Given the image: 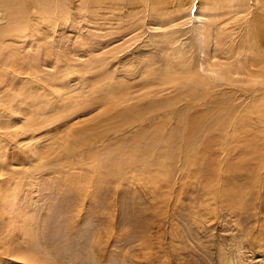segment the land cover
<instances>
[{
  "label": "rangeland",
  "instance_id": "obj_1",
  "mask_svg": "<svg viewBox=\"0 0 264 264\" xmlns=\"http://www.w3.org/2000/svg\"><path fill=\"white\" fill-rule=\"evenodd\" d=\"M201 51L236 83L182 82L203 74ZM133 67L147 84L134 102L151 92L142 126L90 129L104 89L132 85L114 71ZM217 86L231 96L214 101ZM191 123L208 151L155 184L138 166L112 176L110 156L125 162L130 146L199 142ZM0 264H264V0H0Z\"/></svg>",
  "mask_w": 264,
  "mask_h": 264
},
{
  "label": "bare ground",
  "instance_id": "obj_2",
  "mask_svg": "<svg viewBox=\"0 0 264 264\" xmlns=\"http://www.w3.org/2000/svg\"><path fill=\"white\" fill-rule=\"evenodd\" d=\"M140 1V0H139ZM134 2V1H133ZM153 3V2H152ZM193 3V2H192ZM191 3V4H192ZM136 4V3H135ZM134 4V5H135ZM122 5V4H121ZM152 5V4H151ZM190 7H192V6H190ZM189 7V8H190ZM137 8V7H136ZM233 8V7H232ZM191 9V8H190ZM190 9H189V11H190ZM217 12V11H216ZM218 13V12H217ZM39 15H41V14H39ZM190 19L192 20V18H191V16H190ZM254 22V21H253ZM259 46H260V44H259ZM177 49V48H176ZM204 49V48H203ZM252 50V49H251ZM177 51V50H176ZM206 51V50H205ZM205 51H201V52H203V55L205 56ZM238 51H241V50H238ZM247 51V50H246ZM242 52V51H241ZM244 52V51H243ZM176 53V52H175ZM181 53V52H180ZM180 53H178V55H181ZM245 53V52H244ZM202 54V53H201ZM231 54V53H230ZM233 54V53H232ZM246 54V53H245ZM117 55V54H116ZM235 54H233V56H234ZM203 56V57H204ZM206 57V56H205ZM213 57H215V56H213ZM255 57V56H254ZM176 58V57H175ZM207 58V57H206ZM208 58H209V56H208ZM208 58L207 59H205V64H203V63H201V66L199 67V70H201L200 71V73H203L202 75H204V76H202L201 74H199V73H194V75L192 76V74L190 73V75L187 77V78H184V79H182V82H188V84L189 83H198L199 84V80H203V79H208V80H210V82L212 83H214V82H217V85H219V86H221L220 88H224V87H226V85L229 87V85H231V84H233V80H234V78H232V77H230V78H224V75L223 76H221V75H219V74H221V72H220V70L218 69V72H217V70H215V68H217V67H219V66H222V65H219L218 63H214L212 60H213V58H212V60L210 59V60H208ZM217 58H219V57H217ZM221 58V57H220ZM232 58V57H231ZM230 58V59H231ZM234 58V57H233ZM256 58V57H255ZM258 58V57H257ZM103 59V58H102ZM229 59V60H230ZM238 59H239V57H238ZM238 59H236L237 60V62L239 63L240 61L238 60ZM246 59V58H245ZM122 60V59H121ZM173 60V59H172ZM228 60V59H227ZM243 60V59H242ZM148 61V60H147ZM244 62L246 61V60H243ZM250 61V60H249ZM251 61H252V59H251ZM99 62V61H98ZM114 67L115 66H117L116 65V62L117 61H115V58H114ZM203 62H204V60H203ZM232 62V61H231ZM234 62V61H233ZM102 63V62H101ZM110 63V62H109ZM253 63V62H252ZM148 64V63H147ZM151 64V63H150ZM229 64H231V63H229ZM247 64V63H246ZM251 64V63H250ZM255 64V63H254ZM241 65V64H240ZM244 65H245V63H244ZM244 65H243V67H244ZM255 65H257V64H255ZM103 66V65H102ZM152 66V65H151ZM150 66V67H151ZM254 66V65H253ZM260 66V65H259ZM154 67V66H153ZM171 67V66H170ZM152 68V67H151ZM221 68H223V67H221ZM247 68H249L248 66H247ZM150 69V68H149ZM157 69H159V68H157ZM157 69L155 68V71L157 72ZM168 69H169V66H168ZM190 69H192V68H189V69H187V71H189ZM225 69V68H224ZM91 70H93V69H91ZM148 70V69H147ZM192 70H194V69H192ZM247 70V69H246ZM249 70V69H248ZM250 70H252L251 68H250ZM97 71H98V69H95V72L97 73ZM152 71H154V69L152 70ZM159 71V70H158ZM229 71V70H228ZM253 71V70H252ZM251 71V72H252ZM113 72V71H112ZM132 73L130 74H127V73H125L124 71H121V72H116V71H114V76H113V78L115 77V78H117L118 76H120V77H123V78H130L131 79V81H132V85L131 86H124V85H122L121 86V89H122V91L121 92H115L116 90H114V89H112L111 88V86H109L108 85V83H106L109 87H108V89H104V90H106V93H104V96H110L109 98H111V100H109V102H107V101H105V100H107V98L105 97V98H103L102 99V101H104L106 104H108L109 106H110V108L108 109V110H106L104 113H103V115L101 114V116L100 117H97L95 120H92V122L90 123V125H89V127H90V129H93V128H103V126H108V129L110 128V129H116V132H118V130L120 131L121 130V128H123V126H125V125H128V124H130L131 123V125L132 124H137L136 122H137V119H138V121L140 120V124H139V126L141 127L142 126V124H143V119L141 118L142 117V115H140V113L138 112V109H137V107L138 108H140L138 105H137V103H139L140 101H142L141 99H144L145 98V96L146 97H148L147 96V94H150L151 92H149V93H147V94H141V96L139 95V96H136L137 97V99H136V101L137 102H134V96L135 95H133V94H129V92H128V90L130 89V88H132V89H137V88H142L140 91H142L143 90V85L144 86H146L147 84L146 83H144V79L143 80H141V79H138L137 78V72H139V70L138 69H136V68H134L133 67V69H132V71H131ZM141 72V71H140ZM196 72H198V71H196ZM225 72V71H224ZM230 72H231V69H230ZM229 72V73H230ZM245 72H247V71H245ZM254 72V71H253ZM253 72H252V74H253ZM91 73H93V71H91ZM148 73V72H147ZM232 73V72H231ZM230 73V74H231ZM236 73V72H235ZM248 73V72H247ZM141 75H143L142 74V72L140 73ZM151 74V73H150ZM245 74V73H244ZM104 75V74H103ZM103 75H99L98 77L96 76L94 79L92 78L91 79V81H93V82H90V83H92L93 85H91L90 83V85L93 87V88H91V89H93L92 91V93L94 94V97L98 94L97 93V85L99 86V88H101L102 86H101V78H102V76ZM147 75V74H146ZM188 75V74H187ZM206 76V77H205ZM230 76V75H229ZM228 76V77H229ZM252 76H254V75H252ZM261 76V75H260ZM174 77V76H173ZM234 77V76H233ZM105 78V77H104ZM146 78V77H145ZM171 78V77H170ZM220 78V79H219ZM90 79V78H89ZM218 81H219V83H218ZM237 81V80H236ZM236 81L234 80V82L236 83ZM244 81V80H243ZM249 81V80H248ZM78 82V81H77ZM102 82H103V80H102ZM106 82V81H105ZM120 82V81H119ZM245 82V81H244ZM94 83H96V84H94ZM104 83V82H103ZM103 83H102V85H103ZM173 83V82H172ZM176 83V82H175ZM166 84H170V81H167L166 82ZM180 84V83H179ZM185 84V83H184ZM83 85V84H82ZM89 85V86H90ZM163 85H165L164 83H163ZM203 85V84H202ZM215 85V84H214ZM219 86H217L216 88H212V90L210 91H208L207 92V95H211L212 93L213 94H215V93H217L218 91L220 92L221 90H219ZM86 87V86H85ZM164 87V86H163ZM162 87V88H163ZM165 87H166V85H165ZM169 87V86H168ZM168 87H166V88H168ZM186 87H188V85L186 86ZM193 87V86H192ZM228 87H227V89H228ZM175 88V87H174ZM177 88V87H176ZM175 88V89H176ZM230 88V87H229ZM83 89V88H82ZM161 89V88H160ZM189 89H190V87H189ZM164 90H165V88H164ZM98 91H100V90H98ZM136 91V90H135ZM140 91H138V92H140ZM227 92L226 93H224V94H222V95H219V98H222L223 100H227L230 96H231V94H230V92H228L229 91V89L228 90H226ZM133 93H134V91H132ZM154 92V91H153ZM156 92V91H155ZM158 92V91H157ZM206 92V91H205ZM209 92H211V93H209ZM101 93V92H100ZM89 94V93H88ZM205 94V93H204ZM212 94V95H213ZM218 94V93H217ZM90 95H92V94H90ZM206 95V96H207ZM206 96H205V98H206ZM214 97V101L216 100V99H219V98H215V97H217L218 95H213ZM93 97V96H92ZM212 97V96H211ZM211 97H209L208 96V99L210 98L211 99ZM96 101V100H95ZM99 102H100V99L98 100ZM111 101V102H110ZM210 101V100H209ZM213 101V100H212ZM229 101V100H228ZM197 102V101H196ZM203 102V101H202ZM206 102V101H205ZM195 103V102H194ZM193 103V104H194ZM101 105V104H100ZM197 105V104H196ZM211 105H213V104H210V106ZM227 105H229V103L228 104H226V109H227ZM165 106V105H164ZM123 107V112H125V110L127 111V112H129V113H131V112H133L132 113V115H130V116H124V115H122V114H125V113H122V114H120V115H117V114H115V113H113V112H111V110L113 109V108H117V110H118V108H122ZM150 107H151V105H150ZM191 107V106H190ZM197 107H198V105H197ZM200 107V106H199ZM202 107V106H201ZM204 107V106H203ZM206 108V107H205ZM189 109V108H188ZM187 109V110H188ZM192 109V108H191ZM208 109V108H207ZM104 110V109H103ZM116 110V109H115ZM45 111V110H44ZM127 112H126V114H127ZM150 113H151V111H150ZM139 114V115H138ZM184 116H185V114H183ZM137 116V117H136ZM140 117V118H139ZM117 120H119V122H117ZM188 120V119H187ZM206 120V119H205ZM208 120V119H207ZM183 121L185 122V118L183 117ZM191 121V120H190ZM145 122H146V120H145ZM187 122V121H186ZM35 124V123H34ZM187 124H188V122H187ZM200 124L199 123H191L190 125H189V128L190 129H192V130H194L195 132H196V134H197V136H198V138H199V142H198V140H197V138L196 137H192L190 140H189V142L187 143V141H186V138L184 137V139H183V141H182V143L184 142V146L186 147V148H184L185 150L183 151V152H181V150L180 149H178L177 148V146L175 145L176 143L174 142V137H173V133H170L169 135H167V136H165L164 137V143H163V146L164 145H166L165 146V150H162L161 148L160 149H158V147H156V146H158V144L159 143H161L162 142V140H161V138L160 137H154V141L152 142L153 144H152V146H154V153H152V155H154V156H152V155H150L149 154V151H148V154L146 155V153H142L141 151H140V147L141 146H139L138 148H135V147H133V146H130V147H128L127 148V150H126V154L127 155H129V158H127L128 160L127 161H125V162H123V161H120L119 160V158L117 159L116 157H113V156H110L111 157V159H112V161L110 162V164H109V167H110V171H111V173H112V176H118V177H120V175H122L123 173L122 172H124V170H125V167L126 166H128L129 168H132V167H136V166H138V167H140V170H142L144 173H145V178H144V176H143V182H144V184H155V181L158 179V178H161L162 179V177H164L165 176V174H169L170 173V171L171 170H173L174 169V166H175V168H176V163H177V160L179 161L180 159H183V160H186V161H188L189 160V158H192L193 156H194V152H198L199 150L200 151H204V150H206V151H208L209 150V146H208V143L206 142V139H205V136H207V135H205L206 133H207V131H205V132H202L201 130H200V126H199ZM221 125H224V127L225 126H227V123L225 122V118H224V122H223V120H219V122L217 123V126H221ZM133 126V125H132ZM188 127V126H187ZM79 130H76L77 131V135H78V138H79V140H80V142H84V138H86L88 141L90 140L92 143H95L96 141H95V138H91V134L90 135H86V133L84 132V128H78ZM58 130V129H57ZM169 130V129H168ZM210 130V129H209ZM86 131H88V129H86ZM123 131V130H122ZM121 132V131H120ZM139 132V131H138ZM90 133V132H89ZM108 135V134H107ZM110 135V134H109ZM121 135V134H120ZM141 135V134H140ZM138 136L139 138H141V136ZM104 137V136H103ZM108 137V136H107ZM120 137V136H119ZM145 137V136H144ZM134 139V138H133ZM145 139V138H144ZM208 139V138H207ZM124 139H122L121 140V142L123 141ZM133 141V140H132ZM134 142V141H133ZM145 142V141H144ZM85 143V142H84ZM125 143V142H124ZM123 143V144H124ZM128 144V143H127ZM74 145H76V144H74ZM85 145V144H84ZM98 145V144H97ZM126 145V144H125ZM182 145V144H181ZM129 146V145H128ZM143 146H145V145H143ZM88 147V146H87ZM114 149V148H113ZM112 150V149H111ZM151 150V149H150ZM190 150H193L194 152L192 153ZM70 151V150H69ZM199 151V152H200ZM117 153H115V155H116ZM107 156H108V154H106ZM110 155V154H109ZM113 155V154H112ZM184 155V156H183ZM106 156V157H107ZM120 156V155H119ZM156 156H158V157H156ZM176 157V158H175ZM42 158V157H41ZM124 158V157H123ZM43 159V158H42ZM177 159V160H176ZM107 160V159H106ZM126 160V159H125ZM110 161V160H109ZM137 161V162H136ZM176 162V163H175ZM186 163V162H185ZM156 166V170H155V167ZM152 168H154V171L153 170H150V169H152ZM138 171H139V169L138 168H136ZM131 170V169H130ZM88 171V170H87ZM174 171V170H173ZM67 172V171H66ZM142 172V173H143ZM87 173V172H86ZM134 173H136V174H138L137 172H135V171H133V170H131V171H129V172H127L126 173V176H130L131 177V179L133 178V174ZM173 173V172H172ZM139 175H140V173H139ZM123 176V175H122ZM116 178V177H115ZM122 178V177H121ZM168 179V178H167ZM241 179V178H240ZM82 180V179H81ZM74 181V180H73ZM113 181V180H112ZM116 181V180H115ZM118 181V180H117ZM158 181V180H157ZM160 181V180H159ZM162 181H164V179L162 180ZM169 180H166V181H164V183H167ZM213 182V181H212ZM91 183H94V181H92L91 180ZM72 184V183H71ZM82 184V183H81ZM160 184H161V182H160ZM85 185V184H84ZM92 185H95V184H92ZM167 185H169V184H167ZM91 186V185H90ZM96 186V185H95ZM149 186V185H148ZM207 189V188H206ZM207 193V192H206Z\"/></svg>",
  "mask_w": 264,
  "mask_h": 264
}]
</instances>
